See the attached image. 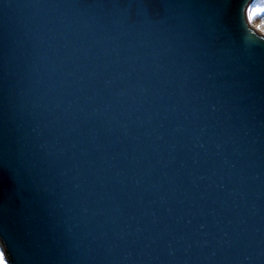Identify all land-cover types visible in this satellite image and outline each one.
Returning <instances> with one entry per match:
<instances>
[{
  "label": "water",
  "instance_id": "obj_1",
  "mask_svg": "<svg viewBox=\"0 0 264 264\" xmlns=\"http://www.w3.org/2000/svg\"><path fill=\"white\" fill-rule=\"evenodd\" d=\"M254 0H0L8 264H264Z\"/></svg>",
  "mask_w": 264,
  "mask_h": 264
},
{
  "label": "snow or ice",
  "instance_id": "obj_2",
  "mask_svg": "<svg viewBox=\"0 0 264 264\" xmlns=\"http://www.w3.org/2000/svg\"><path fill=\"white\" fill-rule=\"evenodd\" d=\"M220 3L222 8L225 10V13H222V15L226 14L227 9L229 8L237 7L243 9L244 7L242 3H239V0H220ZM258 14L264 15V6L257 5L255 7H248V20L254 19ZM0 264H8L3 252H0Z\"/></svg>",
  "mask_w": 264,
  "mask_h": 264
},
{
  "label": "rangeland",
  "instance_id": "obj_3",
  "mask_svg": "<svg viewBox=\"0 0 264 264\" xmlns=\"http://www.w3.org/2000/svg\"><path fill=\"white\" fill-rule=\"evenodd\" d=\"M256 3L257 4H254L253 2H252V5L251 6H253V7H255V6H257V5H259V6H264V0H256ZM251 21H253V22H256V21H258V23L260 24V25H263L264 26V15H257L254 19H252ZM1 252V251H0Z\"/></svg>",
  "mask_w": 264,
  "mask_h": 264
},
{
  "label": "bare ground",
  "instance_id": "obj_4",
  "mask_svg": "<svg viewBox=\"0 0 264 264\" xmlns=\"http://www.w3.org/2000/svg\"><path fill=\"white\" fill-rule=\"evenodd\" d=\"M253 23H254V25H256V27H257V29L259 30V32L264 33V27H262L263 25H260V24L258 23V21L253 22Z\"/></svg>",
  "mask_w": 264,
  "mask_h": 264
},
{
  "label": "trees",
  "instance_id": "obj_5",
  "mask_svg": "<svg viewBox=\"0 0 264 264\" xmlns=\"http://www.w3.org/2000/svg\"><path fill=\"white\" fill-rule=\"evenodd\" d=\"M253 3H254V4H257V3H256V0H254Z\"/></svg>",
  "mask_w": 264,
  "mask_h": 264
}]
</instances>
